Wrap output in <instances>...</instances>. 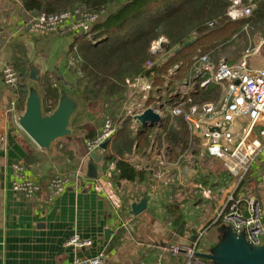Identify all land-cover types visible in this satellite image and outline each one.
Masks as SVG:
<instances>
[{"label": "crops", "instance_id": "crops-1", "mask_svg": "<svg viewBox=\"0 0 264 264\" xmlns=\"http://www.w3.org/2000/svg\"><path fill=\"white\" fill-rule=\"evenodd\" d=\"M17 4L20 5L19 0H0V38L4 40L0 45V135L5 137L0 149V264H67L75 256L96 253L103 254V264H183V251L173 255L168 250L170 245L187 248L197 241V252L203 253L215 247L222 224L215 220L227 194L235 187L233 175L229 179L208 172L206 164L215 158L204 156L193 161L192 154L185 153L180 155L182 158L170 161L167 156V177L173 180L169 186L152 175L146 180L113 181L121 200V206L116 208L103 192L94 189L95 178L86 175L89 156L85 142L101 126L92 124L84 107L73 118V134L57 140L49 149L39 148L22 130L18 118L24 110L21 86L25 81H19V74L18 80L8 85L2 73L4 66L21 58L18 52L40 73L55 69L57 87L68 86L72 81L65 61L58 59L55 65L48 62V52L61 36L31 31L29 23L22 19L23 13L16 10ZM11 39L14 45L9 44ZM261 62L263 66L253 68H264V55ZM245 122L248 120L241 118L234 126L241 127ZM259 127L264 128V118L259 120ZM114 138L97 164L98 175L109 166L115 168L113 161L104 158ZM259 138L255 127L251 141L258 148L256 159L236 192L241 198L257 197L264 219V184L259 180L264 142H257ZM155 158L149 151L135 149L128 160L149 172L155 166ZM15 164H21L24 175L37 182V193L30 195L13 188L17 178ZM78 168L83 170L84 179L77 182L70 179L64 191L52 195L49 189L52 178ZM198 184L211 188V199L199 195ZM221 189L226 194H220ZM142 198L147 200L146 208L137 215L131 214V205ZM225 229L229 230L227 226ZM74 235L90 239L91 245L77 249L67 245L66 241Z\"/></svg>", "mask_w": 264, "mask_h": 264}, {"label": "built area", "instance_id": "built-area-1", "mask_svg": "<svg viewBox=\"0 0 264 264\" xmlns=\"http://www.w3.org/2000/svg\"><path fill=\"white\" fill-rule=\"evenodd\" d=\"M247 6H232L227 8V16L231 19L246 18L251 15L254 3ZM98 15L80 7L56 13H39L32 17L29 26L32 31L40 35L52 32L59 33H85L89 34ZM210 22L209 25H212ZM248 24L244 25L246 28ZM166 41V42H165ZM164 42L166 48L160 46ZM168 41L161 37L152 42L144 69L146 73L134 78L125 79V93L121 100L120 110L115 118L107 117L97 134L86 140L87 155L99 145L110 140L117 134L124 119L129 120L133 132H140L151 125L160 129L163 123L167 128H179L181 120L191 139H198L199 150L202 157H212L221 160L230 175L237 178L234 189L227 194L223 206L220 208L215 221L225 224L234 234L243 236L253 246L264 243L263 214L260 200L255 196L239 197L236 189L240 187L242 179L249 172L255 162L258 148L251 141V133L257 127L260 144L264 142V128L259 127V120L264 118V68H253L246 58L229 64L223 59L215 62L211 59L212 52H197L191 58L189 67L182 77H178L181 63H175L166 69L155 70L161 67L172 55L168 48ZM70 64L75 60L70 57ZM4 82L13 85L17 81V74L10 65L4 66ZM57 84V83H56ZM214 85L217 88V97L203 102H194L192 94ZM212 94V92H210ZM213 95V94H212ZM176 103H172V100ZM152 109L160 121L140 122L136 116L146 109ZM246 118L248 122L241 127H235L237 120ZM5 137L0 135V149L4 147ZM148 151L155 158L152 176L164 186H169L173 180L167 177L166 144L162 142L157 149L156 142L151 139ZM182 156H179V159ZM16 180L13 188L33 195L39 190L34 179L26 177L23 166L15 164ZM116 169L109 166L101 175L94 179V189L101 191L112 202L113 206H121L120 197L112 180ZM74 182L84 179L81 168L67 175H56L49 183L52 195L64 191L69 180ZM259 180L264 184V159L259 165ZM197 192L205 199L212 198V190L208 186L198 184ZM220 194H226L225 189ZM90 239H83L78 235L70 237L66 244L73 248H84L91 245ZM197 241L187 248L177 244L169 246L171 254L177 255L183 251V264H212L196 256ZM183 249V250H182ZM104 256L96 253L93 256H75L67 264H103Z\"/></svg>", "mask_w": 264, "mask_h": 264}, {"label": "trees", "instance_id": "trees-1", "mask_svg": "<svg viewBox=\"0 0 264 264\" xmlns=\"http://www.w3.org/2000/svg\"><path fill=\"white\" fill-rule=\"evenodd\" d=\"M251 1L255 4L251 15L234 21L224 17L228 0H19V3L22 13L32 16L43 12L56 13L76 6L99 13L111 5H119L94 24L91 31H95V34L92 38L81 34L72 40L67 54L68 59L73 57L76 60L69 67L76 78L68 86L79 93L85 109L90 111L101 106L105 117L115 118L116 111L112 107L121 103L126 90L125 79L146 73L144 65L150 58L149 49L153 41L164 37L168 41V48L172 50L170 58L161 67L155 66L153 69H166L181 63L178 77H182L194 54L212 52L222 43L215 39L216 36H223L221 32L231 34L245 24H252L253 28L258 29L264 27V0ZM210 22L213 24L209 25ZM227 37L228 34L225 35ZM192 39L195 41L188 47L174 53L176 48ZM27 65L22 58L13 60L11 64L20 74V82L24 81L25 76L28 77L30 65ZM39 80L44 90V111L50 112L58 102L57 84L48 77H40ZM21 87L24 102L27 88L25 84ZM213 90L215 95L210 93ZM217 93V88L209 85L191 96L194 102H203L215 99ZM172 103H176V100H172ZM178 122L181 124L179 128H167V124L163 123L157 130L151 125L140 132H133L129 120L124 119L104 156L115 164L113 181L146 180L153 174V169L146 172L128 160L135 149L148 151L152 138L157 149L161 148L162 142L166 144V154L170 161H176L185 153L192 154L193 161L202 158L198 139L189 141L185 126L181 120ZM203 259L212 263L211 260Z\"/></svg>", "mask_w": 264, "mask_h": 264}, {"label": "water", "instance_id": "water-1", "mask_svg": "<svg viewBox=\"0 0 264 264\" xmlns=\"http://www.w3.org/2000/svg\"><path fill=\"white\" fill-rule=\"evenodd\" d=\"M194 39L185 42L176 48L174 53H178L182 48L188 47ZM166 48L164 42L160 44ZM28 92L24 102V110L18 118V125L28 135V137L41 149H49L57 140L70 137L73 134V118L83 110L82 100L79 93L65 84L58 87L59 98L56 106L50 112H45L43 107L44 92L36 86L39 82V70L29 67ZM136 118L142 123L160 121L159 116L146 109ZM110 140L103 141L99 148L89 153L86 163L87 177L94 179L97 177V164L103 159L104 151L107 149ZM147 206L146 198L140 199L131 205V214L137 215ZM221 239L216 246L208 252H196V256L211 260L213 264H264V243L258 246L250 245L243 236L234 234L230 229H221ZM109 235V230L105 231V236Z\"/></svg>", "mask_w": 264, "mask_h": 264}, {"label": "rangeland", "instance_id": "rangeland-1", "mask_svg": "<svg viewBox=\"0 0 264 264\" xmlns=\"http://www.w3.org/2000/svg\"><path fill=\"white\" fill-rule=\"evenodd\" d=\"M228 1H229V5L227 8H231L232 6H237V7L247 6L249 4L248 2H250L251 0H228ZM118 7H119V5H115V6L111 5L106 10H104L103 12L96 13L98 15L97 22L102 20L106 16V14L116 10ZM16 8H17L16 10L18 12H22L19 4H17ZM253 8L254 7H252V10H253ZM227 10L228 9H226V11L224 13L225 18L232 20V21L237 20V19H241V18H236V19L229 18L227 16ZM32 17L33 16L31 14H25V15L23 14L22 15V19H23V21H25V23H29V21L32 19ZM227 29H228V27H227ZM221 33H223V36L221 38H219L218 36L215 37V39L218 40V42H220V43L222 42V43L219 44L218 46H216V48H214L212 50L213 53L211 55V59L213 61L218 62L220 59H223L224 61H226L229 64H234L238 60H240L242 58H246L248 63L252 67L263 66L261 60H262V56L264 55V27L261 29L253 28L252 24H250L246 28H244V27L242 28L239 26L238 31L231 32V34L227 33L226 31L221 32ZM53 34L59 35L61 37L54 44L53 50L48 52V55H49L48 62L51 63V65H55V62L58 59L65 61L66 62V69H67L66 72L69 73L70 81H73L76 78V74L74 72L72 73V70H69V67L72 65L70 64V59L67 58L68 45H69V42L74 40L77 36H80L81 34H85V33L74 34V33H66V32L65 33L52 32V33H48L47 35L49 36V35H53ZM94 34H95V31H93V32L91 31L89 34H86V35L88 38H89V36H91L90 38H92V35H94ZM226 34H228L227 39L225 38ZM223 38H225V39H223ZM3 41L4 40L0 38V45L3 43ZM9 44L14 45L15 44L14 40L11 39V41H9ZM66 52H67V54L65 57ZM18 53H19V56L22 58V53H20V52H18ZM39 53H43L45 56L44 51H40ZM11 64H12L11 62L8 63V65H11ZM31 65H32V63H31ZM14 71L17 74V80H18V72L16 70H14ZM48 73H49L48 71H45V72L42 71V73L39 72V76L42 78L48 77L50 79H54V80L56 79V70L55 69H52L50 71V73L49 74ZM24 81H25V87L27 88V89H25V91L27 93L28 92V85L31 82L27 78V76H25ZM55 82L58 84V82L56 80H55ZM40 84L41 83L39 80V82L36 83V86L44 92L43 87ZM212 94L215 95V90L212 91ZM26 96H27V94H26ZM211 96L212 95H210V97ZM25 99H26V97H25ZM82 104H83V102H82ZM120 106H121V103H120V105L118 104V105H116V106L114 105V107H112V110L116 111L115 114H117L119 112ZM83 107H84V104H83ZM102 110L103 109L101 106H97L95 109H93V110L91 109L90 111H88L90 118L92 119V124H96L97 127L102 126L104 120L107 118V116L105 117V114L103 113ZM180 126H181V124H180ZM206 165L208 167L209 173H210V171H212V173H214V174L221 175V176L225 175L226 177H228L230 179L231 175L229 174L227 167L225 166V164L221 160H219V159L213 160L212 159ZM59 175H61V174H59ZM231 178L234 179L232 181V184L235 185L237 178H235L234 176H231ZM174 202L177 203V201H174ZM263 225H264V219H263ZM225 227H226L225 224H223V225L220 224V226H219L220 229H225ZM221 236H222L221 232L217 234V238H216L217 242L221 239Z\"/></svg>", "mask_w": 264, "mask_h": 264}]
</instances>
